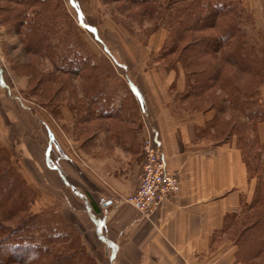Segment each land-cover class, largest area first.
I'll use <instances>...</instances> for the list:
<instances>
[{
	"label": "rangeland",
	"instance_id": "obj_1",
	"mask_svg": "<svg viewBox=\"0 0 264 264\" xmlns=\"http://www.w3.org/2000/svg\"><path fill=\"white\" fill-rule=\"evenodd\" d=\"M152 1L74 0L73 6L70 0H0V158L30 191L22 212L9 216L0 207V264H46L41 257L29 259V254L10 253L4 247L18 242L19 235L32 233H58L63 238L50 246L59 256L72 255L76 264H87V260L110 264L108 253L97 245L81 199L61 175L90 200L109 192L92 170H108L114 153L98 152V144L93 143L107 129L106 120L93 117V108L98 103L102 109L109 107L110 96L124 93L123 87L112 83L125 85V76H137L143 64L177 71L183 84L180 110L212 112L202 130L206 138L213 143L235 138L230 132L235 115L223 109V85L228 81L251 85V78L239 74L237 66L226 60L229 47L208 44L205 51L199 47L201 38L218 33L215 28L186 30L177 46L166 50L170 14L159 7L165 0ZM228 3L237 12L239 39L244 50L252 51L258 73L264 69V0ZM25 14L34 27L23 25ZM202 70L209 75H199ZM189 76L198 81L187 97L183 88ZM206 79L208 86L202 88ZM8 187L4 184L2 192ZM252 210L264 211L263 207ZM29 216L36 218L32 217L30 227L37 231L20 233L19 223ZM227 228L215 235L217 242L234 240L233 226ZM259 252L252 257L253 264H264V244Z\"/></svg>",
	"mask_w": 264,
	"mask_h": 264
},
{
	"label": "crops",
	"instance_id": "obj_2",
	"mask_svg": "<svg viewBox=\"0 0 264 264\" xmlns=\"http://www.w3.org/2000/svg\"><path fill=\"white\" fill-rule=\"evenodd\" d=\"M70 4L76 6L74 0ZM144 66L137 76H125V85L112 83L124 93L110 96L109 107L102 109L98 103L93 108V117L107 122L105 134L99 133L93 143L98 152L114 153L108 170H92L109 192L90 200L61 172L63 182L81 199L110 264H247L237 259L238 242H217L215 235L225 229L227 215L239 214L250 203L257 185L264 190V83L249 99L253 119L245 120L237 111V126L241 129L244 123L245 129L237 130L232 141L213 143L202 133L212 112L180 110L183 84L177 71ZM150 133L156 134L166 168L178 177L180 190L143 216L124 198L136 188L142 141ZM251 160L262 168L260 179L249 171ZM82 244L91 249L86 240ZM91 253L96 259L93 249Z\"/></svg>",
	"mask_w": 264,
	"mask_h": 264
},
{
	"label": "trees",
	"instance_id": "obj_3",
	"mask_svg": "<svg viewBox=\"0 0 264 264\" xmlns=\"http://www.w3.org/2000/svg\"><path fill=\"white\" fill-rule=\"evenodd\" d=\"M133 1H141L147 3L149 2V0ZM165 1L161 2L159 7L163 10H167L170 14L169 20L167 21L168 37L166 44H168V46L166 45V50L170 49V51H172V49L177 46V42L181 39L182 34H184L186 30L194 31L204 30L207 28H215L217 29L218 33L214 37L206 36L203 39L201 38L202 40L200 39L201 44H199V47L201 49L213 46H221L220 48L229 47L228 52L230 55L227 54V56L225 57L226 60L237 66V72L239 74H241L242 76L248 75L251 78V85H239L232 81H228L223 85V87H226H224L225 91L223 95V109L224 111H228L232 115H235V127L234 129H231L230 132L236 135L237 130L240 131L243 128L245 129L244 123L241 129L239 128V126H237V111L239 116H243L245 120L253 119L252 117H254V111L248 109L247 105L253 91L255 92L257 86L264 83V69L261 71L259 70V72L257 73V70L254 67L256 65V61L253 54H251L252 51L244 50V44L239 39L240 31L237 22V12L235 11V9L229 6L230 4L228 3V0ZM152 2L155 3V0ZM23 21V25L26 24L32 27L35 26V24L31 23V21L28 19L26 14L23 18ZM208 44L210 45L209 47ZM192 47H189V49H192ZM203 51H205V49ZM190 61H188L186 64H189ZM241 63L245 64V67ZM215 72L216 73L214 74V81L218 82V73L216 70ZM205 73H207L205 70L199 71V75H202V77L204 75H209V72L207 74ZM210 74H213V72H211ZM200 77L201 76H199V78ZM256 77L257 83L255 80ZM197 81V78L194 79L193 77L189 76V80L186 84L187 86L185 85V87H187V90L184 89V92L186 93L185 95L187 97L189 95L188 90H195L193 86ZM199 82L201 81L199 80ZM208 82L209 79H206V81L203 80V82H201L202 88L208 86ZM4 157H6V154H4ZM250 158H252V155H250ZM251 161L254 163V165L251 164V166H249V171H251L253 175L260 179L262 168L260 166H257L255 160ZM13 172L14 171L12 167L6 164H1L0 158V195H2L3 197L2 199H0V207L4 206L3 209L9 216H13L14 214H16V212L19 211L22 212L25 204L30 198V191L27 188V185L24 184L23 180H21L18 175H13ZM4 184H8L9 187L3 190L4 192H2ZM253 207H255V209H257L258 207H263L264 210V190L260 185H257L254 198L250 201V203L244 205L243 207L245 209H249L248 212L244 213L242 211V214L227 215L225 217L224 224V230L228 229V226H233L234 241L235 243L238 242L239 257L237 259H243L247 264H253V261H251L252 257H255L257 255V250L260 252L262 251V247L264 244V211H251V208ZM239 216H241L240 219ZM32 217L33 216H29L28 219L25 218L24 221L19 223L20 233L25 232V230H29L32 233L33 230L37 229L30 227L32 223ZM33 223H36V221ZM235 224L237 225L236 228L234 226ZM32 228L33 230H30ZM25 235L26 234H24V236ZM24 236L19 235V237H17L18 240L14 239L18 242H16L15 244L7 243V245H4V247H8L10 253L22 252L23 255L29 254V259L41 257V259L46 264H76V261L74 260V257L72 255L67 254L64 256H59V254H57L53 249L54 246H50L54 243L55 240H60V238H63L59 236L58 233L54 235H51L49 233H32L26 235L27 240L26 238H24ZM75 250L77 251V253L84 254V251H82L80 248H75ZM260 252L258 254H260ZM13 255L18 256V254ZM89 261L90 260H87V264H91Z\"/></svg>",
	"mask_w": 264,
	"mask_h": 264
},
{
	"label": "built area",
	"instance_id": "obj_4",
	"mask_svg": "<svg viewBox=\"0 0 264 264\" xmlns=\"http://www.w3.org/2000/svg\"><path fill=\"white\" fill-rule=\"evenodd\" d=\"M142 166L135 190L124 201L143 216H149L169 196L180 190L175 173L166 168L156 134H148L142 141Z\"/></svg>",
	"mask_w": 264,
	"mask_h": 264
}]
</instances>
